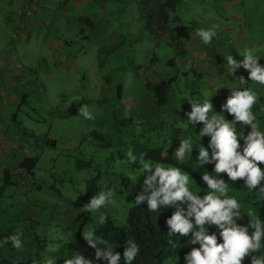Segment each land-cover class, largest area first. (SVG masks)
Wrapping results in <instances>:
<instances>
[{
    "label": "rangeland",
    "instance_id": "obj_1",
    "mask_svg": "<svg viewBox=\"0 0 264 264\" xmlns=\"http://www.w3.org/2000/svg\"><path fill=\"white\" fill-rule=\"evenodd\" d=\"M161 1L0 0V172L25 156L40 155L35 176L23 178L30 185L19 190L13 213H35L39 220L35 232L49 240L48 259L56 264H64L65 258L51 253L78 230V214L88 216L82 232L99 227L101 215L124 225L136 186L143 182L140 165L126 158L130 149L137 156V137L129 128L115 133L104 125L111 115L108 109L115 106L121 116L146 112L143 99L152 95L148 83L162 78L173 79L172 116L181 125L188 123L185 114L194 87L203 91L201 104H213L209 113L226 120L229 115L221 106L233 89L251 88L258 100L264 96V85L247 80L248 70L241 67L233 75L226 62L228 55L242 61L245 51L252 50L264 66V0H181L176 14L167 16L169 32H162L163 23L153 17ZM84 16L96 23L91 31L78 20ZM178 27L185 53L177 55L171 34ZM210 28L216 35L205 44L197 32ZM88 99H92L86 105L94 119L79 114L82 106L69 113L73 105ZM14 111L18 122L11 119ZM93 130L114 138L113 145L92 143ZM193 134L207 138L197 128ZM78 158L89 166L79 168ZM98 175L96 195L113 189L114 203L87 212L84 206L94 196L87 184ZM36 185L43 188L37 190ZM241 193L239 198L236 195L240 204H246L241 208L262 218L256 204ZM246 194L252 201L264 202L256 191ZM183 257L167 258L163 264H186Z\"/></svg>",
    "mask_w": 264,
    "mask_h": 264
},
{
    "label": "clouds",
    "instance_id": "obj_2",
    "mask_svg": "<svg viewBox=\"0 0 264 264\" xmlns=\"http://www.w3.org/2000/svg\"><path fill=\"white\" fill-rule=\"evenodd\" d=\"M197 35L205 44H210L216 31L215 28L200 29ZM259 61L252 50L245 51L242 61H237L233 55L226 57L228 67L234 70L233 75L238 68L243 67L249 71L247 80L264 85V66ZM240 79L242 83L245 80L243 76ZM257 100L258 94L251 88L233 89L226 103L221 106L222 111L233 117L231 121L215 115L210 117L209 112L213 109L211 102H189L191 111L185 114L189 123L202 124L201 135L210 137L207 147L198 148L196 159L202 167L214 164L213 172L216 173V176L208 173L201 176L209 189L203 196L194 194L190 189V175L180 167L152 163L145 159V154H141L138 159L131 149L126 154L130 163L140 165V177H144L142 189L135 197L136 204L139 206L146 201L150 212L174 208L172 215L166 220L169 244H173L171 238L175 235H191V245H198L185 253L183 258L186 264H245L248 259L250 264H264V255H252L262 247L264 221L249 209V223H237L241 219V204L235 196H229V185L221 175L226 174L227 179L233 182L244 181L249 191H258L259 198L264 199V168L261 167L264 165V131L260 130L253 113ZM79 114L85 119H94L87 105L79 109ZM235 124L249 126L250 131L247 135L238 133ZM191 152L193 144L191 138H188L180 141L173 155L177 160L183 161L186 153ZM114 195L113 189L100 191L86 203L85 210L95 213L107 207L114 203ZM105 222L106 217L101 215L99 223L103 225ZM206 225L214 226L218 229V234L210 233V228ZM21 235L22 233H14L7 236L4 243L11 242L13 248L22 250ZM82 236L87 245L95 250V258L78 254L65 259L64 264H97L99 261L121 264L122 260L124 264H133L141 251L134 240L125 242L122 254L107 246L102 247L104 242L96 237L94 229L83 232ZM45 264L56 262L48 259Z\"/></svg>",
    "mask_w": 264,
    "mask_h": 264
},
{
    "label": "trees",
    "instance_id": "obj_3",
    "mask_svg": "<svg viewBox=\"0 0 264 264\" xmlns=\"http://www.w3.org/2000/svg\"><path fill=\"white\" fill-rule=\"evenodd\" d=\"M181 0H164L161 1L159 7L153 10V17L159 22L163 23L162 32H169V17L170 14H176V11L180 5ZM173 12V13H172ZM175 18V17H172ZM78 20L88 26V29H94L96 23L91 20L90 17H79ZM178 32L171 34V41L173 45L178 47V54L185 53V49L182 50V32L181 27H178ZM181 48V49H180ZM176 55V56H177ZM174 61V59H172ZM176 80V78H174ZM148 88L151 90L152 95L148 100H144L146 106V112L139 110L137 113H133L130 116H121L117 108L114 106L109 110L110 116L105 118L104 125H108L110 130H114L118 133L124 128H129L132 136L137 137L134 140V152L138 153L137 158L141 154H145V159L152 163H160L165 167L176 166L180 167L183 171L187 172L191 178L190 189L197 195H204L209 191L206 184L203 183L201 176L205 173L216 176L213 172L214 164H207L201 166L197 161L198 148L200 146L207 147L210 137L201 139L193 134L195 128L202 129V124L193 125L191 123L181 125L177 117L172 116L175 113V101L173 99V79L162 78L156 83H148ZM120 96V93L119 95ZM190 96L192 101L201 103L205 100L203 91L200 88L194 87ZM27 94L24 95V99ZM92 99L82 100L76 105H73L69 111L70 114L76 112L79 107L90 103ZM101 105L103 100L98 101ZM168 106L167 110H162L163 107ZM264 96L256 102L253 107V113L257 117L256 122L259 124L261 131H264ZM187 112L191 111V107H187ZM138 115V120L134 121V116ZM183 115V114H182ZM17 111L12 112L11 119L18 122ZM211 117L212 114L209 113ZM187 118V116H186ZM229 120L233 117L229 115ZM188 120V119H187ZM238 133L247 135L250 131L249 126L243 124H235ZM192 131V132H191ZM183 134V139L191 138L193 144V152L186 154L183 161H179L173 155L174 150L179 147V137ZM91 142L100 140L102 147H110L113 145L114 138L109 135L100 132L99 130H93L90 132ZM120 136L117 135V137ZM197 143V144H196ZM198 144L200 146H198ZM243 145V140H241ZM211 154V149H209ZM40 155H30L23 157L18 163L13 162L9 166L2 167L0 172V264H45L49 258L48 247L49 240L42 237L35 232L39 226V220L35 218V213L30 216L31 212H25V214L13 213L18 206L15 202L18 197V192L21 188L27 189V185L23 178H31L35 176V168L39 162ZM77 166L83 168L89 166V163L84 162L82 159H77ZM264 168V165H261ZM229 185V196L241 197L238 192L245 194L247 202L256 204L257 210L260 212L262 221H264V204L261 201H252L250 195L246 194L249 190L244 181L233 182L227 179L226 174H221ZM126 179V178H125ZM99 175L91 178L88 181V189L92 195H96L99 185ZM127 180V179H126ZM143 182H140L136 186L135 194L138 195L142 189ZM37 186V185H36ZM41 185L37 186V190H41ZM54 188V187H52ZM13 189V190H12ZM40 192V191H38ZM258 192V191H256ZM249 197V199H248ZM133 205L129 209V215L127 223L124 225H117L115 221L110 218L106 219L103 225H100L95 229L97 236L103 240L102 247L107 246L114 252L118 251L121 254L124 250V245L127 240H134L140 247V254L137 256L133 264H163L167 258H172L177 255H185L190 251L191 247H198V245H191V235L183 237L175 235L171 239L173 244H169L168 227L166 220L169 218L174 208H161L159 211L150 212L148 210L147 202L145 201L141 205H137L135 200ZM38 205V201L34 204L35 208ZM246 204L241 203V207ZM263 206V208L261 207ZM245 208H241V219L237 223L248 224L250 217L244 211ZM76 221L79 222L78 230L72 237H69L66 242L60 243L58 250L53 251L52 256H62L65 259L71 258L74 255L83 254L89 258H95V250L87 245V242L83 239L82 229L88 222V216L85 212H81L76 217ZM209 227L210 233L216 232L218 229L214 226L206 225ZM14 233H22L21 240L23 242V249L16 250L11 246V242L4 243V238L11 236ZM222 242V241H220ZM262 247L259 252L252 253V255L261 256L264 255V240L261 242ZM120 245V247H117ZM60 253V254H59ZM58 254V255H57ZM97 264H105L104 261H99ZM121 264H124L123 260ZM245 264H250V259L245 261Z\"/></svg>",
    "mask_w": 264,
    "mask_h": 264
},
{
    "label": "water",
    "instance_id": "obj_4",
    "mask_svg": "<svg viewBox=\"0 0 264 264\" xmlns=\"http://www.w3.org/2000/svg\"><path fill=\"white\" fill-rule=\"evenodd\" d=\"M49 142V144H53L54 143V141H48Z\"/></svg>",
    "mask_w": 264,
    "mask_h": 264
},
{
    "label": "crops",
    "instance_id": "obj_5",
    "mask_svg": "<svg viewBox=\"0 0 264 264\" xmlns=\"http://www.w3.org/2000/svg\"><path fill=\"white\" fill-rule=\"evenodd\" d=\"M9 143V141H7V144ZM14 152V151H13ZM9 154V153H8ZM13 155V153L11 154V156Z\"/></svg>",
    "mask_w": 264,
    "mask_h": 264
}]
</instances>
